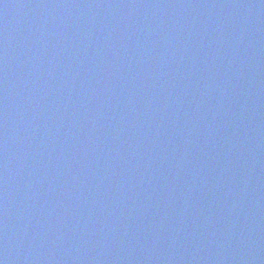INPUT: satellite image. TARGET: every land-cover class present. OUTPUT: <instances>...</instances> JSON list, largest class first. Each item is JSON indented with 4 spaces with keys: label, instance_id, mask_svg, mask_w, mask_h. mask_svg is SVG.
Listing matches in <instances>:
<instances>
[{
    "label": "water",
    "instance_id": "1",
    "mask_svg": "<svg viewBox=\"0 0 264 264\" xmlns=\"http://www.w3.org/2000/svg\"><path fill=\"white\" fill-rule=\"evenodd\" d=\"M0 264H264V0H0Z\"/></svg>",
    "mask_w": 264,
    "mask_h": 264
}]
</instances>
